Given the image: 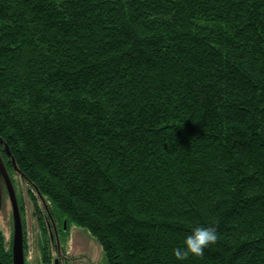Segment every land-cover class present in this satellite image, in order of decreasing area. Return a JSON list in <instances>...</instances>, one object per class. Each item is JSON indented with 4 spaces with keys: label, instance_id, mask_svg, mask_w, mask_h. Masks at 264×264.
Wrapping results in <instances>:
<instances>
[{
    "label": "trees",
    "instance_id": "trees-1",
    "mask_svg": "<svg viewBox=\"0 0 264 264\" xmlns=\"http://www.w3.org/2000/svg\"><path fill=\"white\" fill-rule=\"evenodd\" d=\"M0 142L104 264H264V0H0Z\"/></svg>",
    "mask_w": 264,
    "mask_h": 264
},
{
    "label": "flooded vegetation",
    "instance_id": "flooded-vegetation-1",
    "mask_svg": "<svg viewBox=\"0 0 264 264\" xmlns=\"http://www.w3.org/2000/svg\"><path fill=\"white\" fill-rule=\"evenodd\" d=\"M0 264H74L67 250L72 223L52 214L49 202L17 170L0 142ZM79 264H85L81 259Z\"/></svg>",
    "mask_w": 264,
    "mask_h": 264
},
{
    "label": "rangeland",
    "instance_id": "rangeland-1",
    "mask_svg": "<svg viewBox=\"0 0 264 264\" xmlns=\"http://www.w3.org/2000/svg\"><path fill=\"white\" fill-rule=\"evenodd\" d=\"M0 230L4 231L2 221ZM67 250L75 257V263L82 259L85 264H104V257L94 236L83 227L72 223L69 227Z\"/></svg>",
    "mask_w": 264,
    "mask_h": 264
},
{
    "label": "clouds",
    "instance_id": "clouds-1",
    "mask_svg": "<svg viewBox=\"0 0 264 264\" xmlns=\"http://www.w3.org/2000/svg\"><path fill=\"white\" fill-rule=\"evenodd\" d=\"M218 240V233L215 227L195 225L191 228L190 234L184 237L183 245L172 249V255L177 261H184L190 255L200 257L204 254L205 248L213 245Z\"/></svg>",
    "mask_w": 264,
    "mask_h": 264
},
{
    "label": "water",
    "instance_id": "water-1",
    "mask_svg": "<svg viewBox=\"0 0 264 264\" xmlns=\"http://www.w3.org/2000/svg\"><path fill=\"white\" fill-rule=\"evenodd\" d=\"M14 264H21L20 258L16 254L14 256Z\"/></svg>",
    "mask_w": 264,
    "mask_h": 264
}]
</instances>
